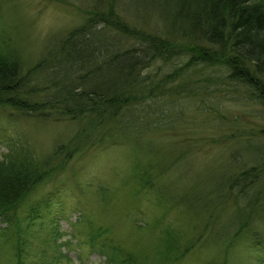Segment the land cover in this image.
Returning a JSON list of instances; mask_svg holds the SVG:
<instances>
[{
  "label": "rangeland",
  "instance_id": "1",
  "mask_svg": "<svg viewBox=\"0 0 264 264\" xmlns=\"http://www.w3.org/2000/svg\"><path fill=\"white\" fill-rule=\"evenodd\" d=\"M118 3L119 13L137 29L164 32L162 21L155 19L159 11L155 17L138 14L140 20L134 22L127 14L128 9L131 14L140 11L145 0H131L130 8L129 0ZM92 7L91 0H0V43L11 44L23 70L31 67L30 77L39 79L36 86L43 88L46 79L33 74L32 66L47 55H41L45 40L62 37ZM150 69L158 73L165 65L160 62ZM198 73L190 72L186 79L179 72V79L164 82L177 88L186 84L182 90L191 95L168 102L166 124L153 126L146 136L155 143H98V129L91 130L92 145L68 151V159L58 165L66 152L60 143L69 135L65 117L57 121L54 109L53 117L45 119L0 109V159L8 140L14 149H30L38 159L60 148L52 172L33 183L12 207L16 217L8 225L0 220V264H106V256L109 264L126 254L133 264H264V247L253 249L244 236L230 239L226 230L220 231V222L236 205V195L224 181L243 166L231 151L245 150L244 144L253 138L251 144L264 139L259 136L264 110L245 96L233 99L225 88L208 93L217 83L212 79L214 86L201 85ZM161 153L171 163L177 161L166 168ZM221 187L227 192L209 209ZM58 189L67 203L49 206L55 215L35 203ZM180 191L182 202L177 198ZM29 208H38V214L31 216ZM258 228L264 235V226ZM169 239L179 244L177 250L166 249ZM184 244L193 247L173 261Z\"/></svg>",
  "mask_w": 264,
  "mask_h": 264
},
{
  "label": "trees",
  "instance_id": "2",
  "mask_svg": "<svg viewBox=\"0 0 264 264\" xmlns=\"http://www.w3.org/2000/svg\"><path fill=\"white\" fill-rule=\"evenodd\" d=\"M91 2L92 11L79 24L57 40H45L41 55H47L32 66L33 74L45 77L43 88L36 86L39 79L30 77L31 67L23 70L17 54L13 56L11 44L0 43V109L36 119L53 117L54 109L57 121L66 118L69 135L60 143L66 152L55 164L67 160L68 151L82 144L92 145L91 130L98 129V143L125 142L134 147L146 141L155 143L146 138L148 130L166 124L163 118L168 115L169 101L190 94L182 90L186 84L177 88L164 83L179 79V72L187 79V74L198 71V77L203 78L201 85L212 79L217 83V87L210 83L214 87L208 93L215 92L213 88H225L233 99L245 96L264 110V0H145L146 7L140 11L131 14L128 9L133 22L140 20L135 18L138 14L144 18L149 12L155 17L159 11L160 16L155 19L162 21L165 28L161 35L151 28L133 26L117 10L119 0ZM160 62L165 65L163 71L150 69ZM262 135L264 128L259 131ZM254 139L244 144L245 150L231 151L243 166L229 173L224 181L228 192L236 195V205L220 222V231L226 230L228 238L242 235L253 249L264 247V235L258 228L264 226V218L259 219L264 214V139L251 144ZM11 145V141H5L6 151L0 159L3 225L16 217L13 208L27 189L52 172L51 162L60 152V148L55 149L51 157L38 159L30 149H14ZM165 153L160 154L161 163L167 168L177 159L171 163ZM152 179L147 180L149 184ZM227 190L221 187L215 194L218 199L209 198L208 208L214 207ZM56 191L35 203L47 213L49 206L60 202L61 207L64 194L60 189ZM177 195L182 202V191ZM30 212L35 216L38 208ZM178 245L169 239L166 249L177 250ZM183 247L184 251L175 253L173 261L181 259L177 255L186 254L193 245ZM105 259L108 264V256ZM132 260L126 254L119 262L109 264H133Z\"/></svg>",
  "mask_w": 264,
  "mask_h": 264
}]
</instances>
